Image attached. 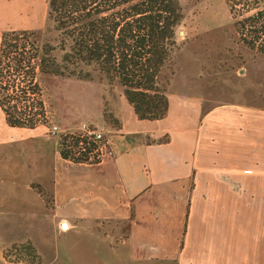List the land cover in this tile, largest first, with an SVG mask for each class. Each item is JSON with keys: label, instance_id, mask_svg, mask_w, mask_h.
<instances>
[{"label": "crops", "instance_id": "crops-1", "mask_svg": "<svg viewBox=\"0 0 264 264\" xmlns=\"http://www.w3.org/2000/svg\"><path fill=\"white\" fill-rule=\"evenodd\" d=\"M42 2L0 0V38L40 27ZM219 66L222 84L233 71ZM247 72L264 65L235 71L251 100L187 82L160 120L119 95L106 100L114 124L99 101L110 154L96 163L63 158L44 125L1 126L0 264H264V90ZM18 242L35 260L6 255Z\"/></svg>", "mask_w": 264, "mask_h": 264}, {"label": "trees", "instance_id": "trees-1", "mask_svg": "<svg viewBox=\"0 0 264 264\" xmlns=\"http://www.w3.org/2000/svg\"><path fill=\"white\" fill-rule=\"evenodd\" d=\"M46 1L54 39L41 28L10 29L1 36L0 110L9 126L32 129L46 124L43 77L90 79L88 67L109 81L118 80L139 119L165 117L170 100L160 74L176 48V29L184 18L180 0ZM262 16L259 12L246 23H237L250 27L249 43L264 40V25H258ZM260 52L264 53V43ZM79 142L76 135L63 136L59 145L63 158L100 161L94 143Z\"/></svg>", "mask_w": 264, "mask_h": 264}, {"label": "rangeland", "instance_id": "rangeland-1", "mask_svg": "<svg viewBox=\"0 0 264 264\" xmlns=\"http://www.w3.org/2000/svg\"><path fill=\"white\" fill-rule=\"evenodd\" d=\"M180 4L184 18L176 29L174 39L176 48L160 74V84L167 94H176L187 82L196 85L200 90L208 89L212 82L223 85V88L230 91L236 88L238 93L251 100L248 84L252 80L243 75L242 77L236 75L235 71L242 66L251 69L252 65L260 68L262 64L264 65V53L260 52V45L264 43V40L260 39L259 43L255 44L249 43L247 39L251 34L248 30L250 27L247 26V29L241 25L238 26L237 23H244L248 17L262 12L263 16L258 25H264V0H230L232 13L227 0H180ZM47 11L48 3L45 0L43 7L37 11L41 26L36 28H41L44 33L54 39L57 34L53 31V24L49 22ZM48 27L49 33H47ZM248 51L254 53L252 59L246 55L245 52ZM61 53L59 51V58ZM219 65L223 74L229 75L230 71H233L229 75L231 79L228 77V81H221L222 84L215 82L216 77L213 76L216 74L213 68L220 67ZM86 70L91 72L93 78L43 77L44 100L48 107L49 120L42 125L45 126L47 133L58 139H60L58 135L52 133L54 126L66 131H76L86 124L106 133L105 127L98 125L95 121L100 118L99 101H102V108H104L102 113L105 119L114 124L117 122L106 100L109 102L111 98L122 95V86L118 80L109 81L94 67H88ZM247 73L251 75L250 72ZM251 76L255 78L252 91L261 94L264 90V75L255 72ZM262 103L257 101L253 104L261 105ZM1 112L0 110V127L7 124ZM61 121H64L67 126H61ZM66 226L67 224L64 225ZM6 255L14 260L33 261L37 257V252L31 243L18 242L7 250Z\"/></svg>", "mask_w": 264, "mask_h": 264}, {"label": "built area", "instance_id": "built-area-1", "mask_svg": "<svg viewBox=\"0 0 264 264\" xmlns=\"http://www.w3.org/2000/svg\"><path fill=\"white\" fill-rule=\"evenodd\" d=\"M259 43V42H257ZM58 126H54L52 129L53 135H58L61 140L63 136L76 135L80 138L79 145L83 146L84 142H92L95 145L94 152L97 154L98 159H103L110 154V140L107 134L95 127L83 124L76 131H66ZM60 145V142H59Z\"/></svg>", "mask_w": 264, "mask_h": 264}]
</instances>
